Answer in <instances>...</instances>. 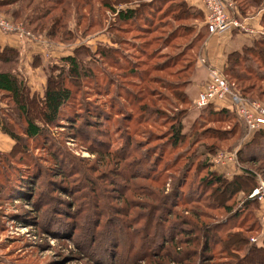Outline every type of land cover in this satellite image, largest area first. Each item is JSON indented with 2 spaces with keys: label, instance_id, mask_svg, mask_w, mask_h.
<instances>
[{
  "label": "rangeland",
  "instance_id": "obj_1",
  "mask_svg": "<svg viewBox=\"0 0 264 264\" xmlns=\"http://www.w3.org/2000/svg\"><path fill=\"white\" fill-rule=\"evenodd\" d=\"M46 1L0 0V14L22 32L14 34L20 60H0V69L21 72L45 130L25 135L24 115L0 92V121L17 136L0 123L11 142L0 151V264H264V199L221 196L207 182L245 168L264 182V137L196 106L201 65L211 67L199 10L185 15L183 0H60L38 19ZM145 2L129 22L106 6ZM231 2V13L264 7ZM262 26L249 46L264 51V12ZM29 44L41 53L31 57ZM249 46L223 69L241 76L225 73L237 91L264 104V58ZM48 86L70 91L56 122L45 117ZM174 127L181 143L172 142ZM236 150L235 162L216 163Z\"/></svg>",
  "mask_w": 264,
  "mask_h": 264
},
{
  "label": "trees",
  "instance_id": "obj_2",
  "mask_svg": "<svg viewBox=\"0 0 264 264\" xmlns=\"http://www.w3.org/2000/svg\"><path fill=\"white\" fill-rule=\"evenodd\" d=\"M60 0H48L46 1V4H41L42 6H44L41 10H40V15H36L38 16L37 18L40 19V18H43L44 16H46L47 13H45L47 10L49 11L50 8L49 7H54L56 4L54 2H59ZM256 1V0H255ZM48 2H52V3H48ZM62 2V1H61ZM183 3V4H182ZM181 3V10H183L184 14L186 15V10L188 12L187 15H189L191 17V9H187L186 7H189L188 4L186 3L185 0H183V2ZM48 4L49 7H48ZM39 5L38 7H36L35 9V12L37 10H39L40 6ZM46 5V6H45ZM143 5H146V2L142 5H137V6H131V7H128V8H121V9H116L113 4H110V3H106V6L112 10L113 12H116L118 13V15L126 22H129L130 20H133L134 18H136L138 16V13L139 11L141 10V8L143 7ZM237 10L235 12H239L240 13V17H243L245 15H247V12L245 11V9L241 8L240 7V10L239 8H236ZM44 13V14H43ZM43 14V15H42ZM200 15H202V13H200ZM204 15V14H203ZM60 18L61 16L60 15H56L53 19H51V21L49 20V22H46L48 24V28L50 27V29H52L51 27H53V24L52 22H55V25L57 23L60 22ZM50 23L52 24V26H50ZM206 24V22H205ZM206 27V25L204 26V28ZM207 29V27H206ZM209 32V31H208ZM260 42H264V40H259ZM5 50L3 51H0V60L5 62V63H9L11 61H14L16 60V62L19 60V57H15L17 54H18V51L14 48H4ZM248 50L252 52V54H261L263 55L262 58H264V51L262 49H259L257 50V48H255L254 46H249L248 47ZM240 54H242V51H236V52H232L228 55V59H233L234 57H236L237 59H234L235 62L239 61V57H240ZM71 59V63L72 64H75L76 62L74 61V59L72 58H69ZM230 67L228 70L232 69L231 67L232 66H228ZM77 67L75 65H73V70H76ZM221 69V68H220ZM225 73L227 72L226 70L222 69ZM228 73V72H227ZM229 74V73H228ZM227 75V74H226ZM231 77L235 78V79H241L240 75H237V74H233L230 73L229 74ZM231 84V83H230ZM232 85V84H231ZM234 86V85H233ZM235 88V87H234ZM29 88L26 84V81L25 79L23 78V75L21 74V72H19L18 70L16 71H13V70H3V69H0V92L2 93L3 96L7 95L9 97L12 98V100L15 102L16 106H17V109L20 111V113H22L24 116V119H25V122H26V126H25V130H24V133L25 135H27L28 137H36V136H39V135H42L44 133V129L39 126L38 124H36L31 116V106L33 105L34 103V97L33 96H30V92H29ZM243 92V91H241ZM240 92V93H241ZM243 94L245 97H247L248 99H252L250 98L249 96H247L244 92L241 93ZM44 102H45V117H46V120L49 121V122H56V120L58 119L59 117V114L61 113L62 111V108L64 106H66V104H68L69 102V99H70V91L68 89H52V87H49L47 88V91H46V95L44 97ZM206 109L207 108H210L211 110H216V112H221V114H224V115H231V116H234V117H237V115L229 110L228 108H224V109H215L214 106H208V107H205ZM204 108V109H205ZM212 112V111H211ZM238 118V117H237ZM6 124H3L1 121V127L2 129L8 133L11 137L13 138H17V136L15 135V133L9 129V127L7 126L8 122L5 121ZM258 133L256 134V136L258 137L259 135H261V137H264V128H262L261 130L257 131ZM46 133V132H45ZM172 142L173 144H178V143H181V140H182V137H181V130L179 127H174L172 129ZM181 138V139H180ZM256 138V137H255ZM239 160V159H238ZM244 173L242 175V173L240 175H236L234 176L232 179L230 178L231 175H216V174H213V175H216L215 177H213V179H209L210 181H207L208 182V185L211 186V185H216L218 187V190L216 191V193H220L221 196H223L224 194L228 192H231L230 193V196H232L233 194H241V193H244L245 195H247V201L248 203H258L257 200L258 198L257 197H250L251 193L253 192V190L258 186L257 184V179L256 178L257 176V173L255 171H252V173H249V169H244ZM246 176H248V181ZM250 176V178H249ZM240 177V178H239ZM243 177V178H242ZM246 180L248 183H246L244 185V183H241L242 181ZM225 181V183H224ZM224 183V184H223ZM218 184H223L225 185V190L226 191H223L224 189L221 188V186H219ZM249 184H252L251 187H248ZM247 187V188H246ZM231 190V191H230ZM228 194V193H227ZM215 196V202L214 204L218 205L220 204L221 200H218L216 195ZM189 198V197H188ZM174 200V199H173ZM224 200H222V202H224ZM190 202V201H189ZM188 203V202H186ZM224 209H227L229 212H232L234 209L232 206L230 205H223ZM205 212V211H204ZM198 211H194V214L198 215ZM187 217H182L181 219L184 220L186 219ZM197 225V224H196ZM208 226H205L204 228V231L207 232L208 231ZM231 242V237H229V239H227L225 241V243H230ZM234 242V241H233ZM234 245V244H233ZM232 245V246H233ZM206 246V247H205ZM207 243L205 242V245H204V249L206 250L207 249ZM230 246V245H228ZM258 248L260 249H264V247L262 246H259ZM232 249V248H231ZM264 252V250H263ZM210 254V253H209Z\"/></svg>",
  "mask_w": 264,
  "mask_h": 264
},
{
  "label": "built area",
  "instance_id": "obj_3",
  "mask_svg": "<svg viewBox=\"0 0 264 264\" xmlns=\"http://www.w3.org/2000/svg\"><path fill=\"white\" fill-rule=\"evenodd\" d=\"M205 9V21L209 34L223 33L232 28L239 27L243 30L245 25L231 13L233 3L231 0H203ZM7 18V17H6ZM0 14V31L6 34H15L18 28L13 26L12 21ZM22 34V32H21ZM210 76L204 88L198 93L195 104L198 108L214 106L215 109L228 108L233 111L241 124L248 132H257L264 128V104L257 99H248L228 81L225 72L217 67H210ZM237 150L234 152H221L218 154L216 163L222 165L235 162ZM259 187H256L250 197L264 199V182L259 177Z\"/></svg>",
  "mask_w": 264,
  "mask_h": 264
},
{
  "label": "crops",
  "instance_id": "obj_4",
  "mask_svg": "<svg viewBox=\"0 0 264 264\" xmlns=\"http://www.w3.org/2000/svg\"><path fill=\"white\" fill-rule=\"evenodd\" d=\"M188 6L191 8H195L197 11L199 10L202 13L205 20V9L203 0H185ZM238 11V10H237ZM264 12V7L257 11H254L251 15L247 13V15L240 17V13L235 12L234 17L238 18L245 25V30L236 27L232 28L223 33H217L214 35L209 34V39L211 37L210 42L206 45L205 52L209 55L208 58L210 60L209 65L212 67H217L223 69L226 66L227 57L230 53L239 51L245 45H250L254 40H258V35H260L262 31V15ZM206 21H204L205 24ZM17 37L14 34H6L0 31V44L3 46H9L10 48H14L16 50L20 49L21 45L16 39ZM26 49L32 50L29 52L30 56L34 57L37 54L41 53V49L36 44H29ZM20 60V59H19ZM209 62V61H208ZM204 70V73L199 77L198 83H196L197 88L201 89L204 84L207 83L209 79V69L201 65ZM199 92V91H198ZM10 137L3 133L0 130V151L8 150L11 146Z\"/></svg>",
  "mask_w": 264,
  "mask_h": 264
}]
</instances>
